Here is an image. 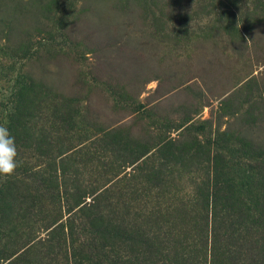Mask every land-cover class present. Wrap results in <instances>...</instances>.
<instances>
[{"label":"rangeland","instance_id":"rangeland-1","mask_svg":"<svg viewBox=\"0 0 264 264\" xmlns=\"http://www.w3.org/2000/svg\"><path fill=\"white\" fill-rule=\"evenodd\" d=\"M0 125L18 150L5 201L29 200L0 229V264L28 241L78 260L94 243L72 234L80 211L180 260L192 224L134 216H203L224 196L264 212V0H0Z\"/></svg>","mask_w":264,"mask_h":264},{"label":"trees","instance_id":"trees-1","mask_svg":"<svg viewBox=\"0 0 264 264\" xmlns=\"http://www.w3.org/2000/svg\"><path fill=\"white\" fill-rule=\"evenodd\" d=\"M18 178L19 175L15 179L17 183H20ZM12 186L15 185L12 183L0 185V229L9 227L10 225L5 222L8 223L11 213L17 207L24 205L25 200L29 201L24 197L25 200H21L23 198H19L18 202L12 200V204L8 205L5 200ZM233 187L234 185L231 183L221 184L218 190L224 189L231 195ZM5 193L7 195H4ZM46 198L49 201V198ZM217 203H220L221 211L212 209V212H207L203 216L187 212L183 206L176 207L174 215L170 214L168 217L167 214L166 216L145 214L134 216L135 222L142 221L145 224L171 221L192 224V229H190L193 232L192 245L184 247L180 241L176 242L178 248L175 249L176 255L182 254L180 260L171 257L172 254L174 255L173 246H170V252L163 256V260H153V255H162L163 252L169 250V246L164 248L150 244L144 237L145 233L139 230L128 231L124 228L126 223L124 218L121 220L111 218L105 224L102 211L91 216L80 211L79 214L87 218L91 229L86 230L79 220L81 219L79 214H77L75 215L77 220L70 218L75 224L72 234H76L81 239L85 237L84 240L92 239L94 243H91L87 250L83 247L84 242L83 244L80 242V254L76 256L78 260H65V262L52 260L49 254L36 252L35 242L28 241L20 254H15L14 258H10L9 264H61L62 261L63 264H264V212L261 210L258 213L234 210L231 197L226 196L211 206L214 207ZM233 203L238 204L240 201L233 200ZM204 204L209 205L206 201ZM14 205L17 206L12 208ZM35 206L36 204H33V207ZM187 234L188 231L181 233L183 240H188ZM96 241H98L97 244ZM50 242L51 240L48 241V243ZM138 242L145 245L146 249L144 251L137 249V256L134 257L131 255L135 248L132 245ZM1 253L4 254V252ZM5 255H8V252H5Z\"/></svg>","mask_w":264,"mask_h":264},{"label":"clouds","instance_id":"clouds-1","mask_svg":"<svg viewBox=\"0 0 264 264\" xmlns=\"http://www.w3.org/2000/svg\"><path fill=\"white\" fill-rule=\"evenodd\" d=\"M15 137L6 125H0V177H10L18 167Z\"/></svg>","mask_w":264,"mask_h":264}]
</instances>
